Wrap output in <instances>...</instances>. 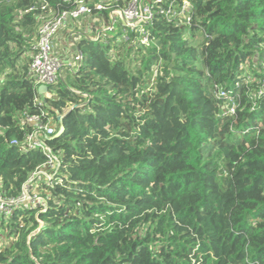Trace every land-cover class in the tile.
<instances>
[{
  "label": "trees",
  "instance_id": "trees-1",
  "mask_svg": "<svg viewBox=\"0 0 264 264\" xmlns=\"http://www.w3.org/2000/svg\"><path fill=\"white\" fill-rule=\"evenodd\" d=\"M189 1L191 24L157 15L148 47L122 25L82 36L44 103L40 17L76 0H0V190L48 159L24 149L26 115L53 120L60 157L47 207L0 219V264H264V0Z\"/></svg>",
  "mask_w": 264,
  "mask_h": 264
},
{
  "label": "built area",
  "instance_id": "built-area-1",
  "mask_svg": "<svg viewBox=\"0 0 264 264\" xmlns=\"http://www.w3.org/2000/svg\"><path fill=\"white\" fill-rule=\"evenodd\" d=\"M91 2L92 0H76L75 7L70 10H63L52 18L40 17L38 41L30 68V74L39 86L42 84L50 86L62 77L66 63L55 53L56 36L70 23L84 20L87 16L93 17L94 10L97 13L108 11L109 20L102 23L98 15H95V21L99 20L103 28L99 34L92 37L93 39H102L109 32L119 30L122 25L125 28L122 30L125 41H132L129 32L134 31L136 39L132 42L147 47L154 44L151 27L157 15L164 16L169 22L190 25L194 12V4L189 0H131L124 7L117 6L119 0H98L93 7ZM81 59V53L78 52L75 56L77 66L81 64ZM220 95L223 96L224 93L220 92ZM230 111L232 112L233 108ZM58 118L60 120V116ZM24 124L32 126V129L27 131L24 149H41L47 154L48 159L31 174L18 196H6L0 190V219L11 217L20 208H46L48 196L40 191L39 183L45 182L51 187L58 183L55 181V171L60 164V157L48 143L57 132L56 124L54 125L53 120L45 122L40 115H26Z\"/></svg>",
  "mask_w": 264,
  "mask_h": 264
},
{
  "label": "crops",
  "instance_id": "crops-1",
  "mask_svg": "<svg viewBox=\"0 0 264 264\" xmlns=\"http://www.w3.org/2000/svg\"><path fill=\"white\" fill-rule=\"evenodd\" d=\"M103 26L100 25V21L94 19V16L85 18L84 20L72 22L69 26L61 31L55 39V53L59 58L65 62L64 70L68 76L70 72H73L77 67L76 61L73 63V54L78 53L77 41L83 36L94 37L99 34ZM63 70V72H64ZM64 72V73H65ZM64 76V74L62 73ZM66 76V77H67Z\"/></svg>",
  "mask_w": 264,
  "mask_h": 264
},
{
  "label": "water",
  "instance_id": "water-1",
  "mask_svg": "<svg viewBox=\"0 0 264 264\" xmlns=\"http://www.w3.org/2000/svg\"><path fill=\"white\" fill-rule=\"evenodd\" d=\"M39 94H40V98L42 100V102L46 103L47 102V94L49 91V86L46 84H42L39 86L38 88ZM67 112V111H66ZM64 115L60 116V121H62ZM64 130V125L62 122H60V132Z\"/></svg>",
  "mask_w": 264,
  "mask_h": 264
},
{
  "label": "rangeland",
  "instance_id": "rangeland-1",
  "mask_svg": "<svg viewBox=\"0 0 264 264\" xmlns=\"http://www.w3.org/2000/svg\"><path fill=\"white\" fill-rule=\"evenodd\" d=\"M117 33H118V29H116L115 31L109 32L106 36H109V37H112V36H115V35L117 36ZM203 39H204V35L202 33H199L197 38H196V41H194V43L195 44L200 43ZM119 41H120V37L117 38V42H119ZM72 58H73V63H75V61H76L75 60V54H73ZM64 72H65V70H64ZM64 72H63L64 77H66L67 74H66V72L65 73Z\"/></svg>",
  "mask_w": 264,
  "mask_h": 264
},
{
  "label": "bare ground",
  "instance_id": "bare-ground-1",
  "mask_svg": "<svg viewBox=\"0 0 264 264\" xmlns=\"http://www.w3.org/2000/svg\"><path fill=\"white\" fill-rule=\"evenodd\" d=\"M96 36V35H95ZM106 39V38H105ZM96 41V40H95Z\"/></svg>",
  "mask_w": 264,
  "mask_h": 264
}]
</instances>
